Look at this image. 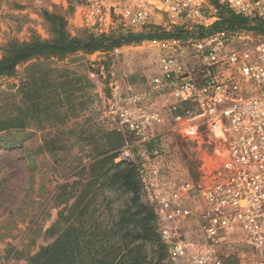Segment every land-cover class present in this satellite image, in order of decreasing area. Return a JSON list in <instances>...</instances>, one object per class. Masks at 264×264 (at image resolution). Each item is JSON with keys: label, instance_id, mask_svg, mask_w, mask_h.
I'll use <instances>...</instances> for the list:
<instances>
[{"label": "rangeland", "instance_id": "obj_1", "mask_svg": "<svg viewBox=\"0 0 264 264\" xmlns=\"http://www.w3.org/2000/svg\"><path fill=\"white\" fill-rule=\"evenodd\" d=\"M46 12L63 16L71 37L127 31L121 25L101 33L85 19L82 0H0V59L11 41L54 39ZM161 55L145 41L118 53L36 58L21 64L14 76L0 78V119L18 118L14 128L0 132V264H30L50 246L55 254L45 264H119L138 251L147 260L161 252L162 264H173L168 249L162 250L148 196L123 184L132 167L116 168L121 162L101 155L114 132L124 140L121 149L134 142L118 117L128 97L158 100L154 82ZM165 133L167 143L157 139L148 149L168 145L171 179L202 186L207 169L201 165L217 161L220 144L205 130L196 139L174 129ZM127 178L138 183L135 172Z\"/></svg>", "mask_w": 264, "mask_h": 264}, {"label": "built area", "instance_id": "obj_2", "mask_svg": "<svg viewBox=\"0 0 264 264\" xmlns=\"http://www.w3.org/2000/svg\"><path fill=\"white\" fill-rule=\"evenodd\" d=\"M217 6L264 22V0H82L85 19L101 33L121 25L188 33L148 41L162 52L158 100L126 98L118 121L134 142L115 159L138 165L172 263L264 264V35L245 29L193 35L220 20ZM167 110L177 115L167 117ZM167 129L191 139L205 130L220 144L217 161L201 165L202 186L171 179L168 145L148 149L166 140Z\"/></svg>", "mask_w": 264, "mask_h": 264}, {"label": "trees", "instance_id": "obj_3", "mask_svg": "<svg viewBox=\"0 0 264 264\" xmlns=\"http://www.w3.org/2000/svg\"><path fill=\"white\" fill-rule=\"evenodd\" d=\"M219 21L215 22L209 28H198L195 30L193 35L203 37L209 33L216 32L220 29L228 30H251L257 34L264 35V22L263 21H252L250 22L247 19L238 17L234 15L227 7L217 6ZM46 20L52 27V31L55 35L53 40H41L38 37H33L29 42H9L3 49V55L0 59V78L2 77H11L14 76L17 68L30 60L36 58H58L64 59L69 55L76 54L78 52H83L86 54H94L96 52H112L114 48H121L124 46L139 45L145 41H162L169 40L173 38L184 37L188 35L184 28H175L170 31L163 28H152L147 31L135 32V31H120L118 33L111 34H101V35H90L86 38L81 37H71L67 32V21L63 16L45 13ZM18 118L14 115H10L7 118L0 119V132L14 128ZM116 138L107 144L101 151V155H107V160L115 161V158L118 156V151L124 146V140L120 134L117 132L113 133ZM105 160V159H104ZM103 160V161H104ZM127 165L132 167L130 172L124 174L123 184L129 188L132 192H141L147 196L142 177L139 171V167L136 163L130 161H123L116 166ZM135 172L138 176V183H131L127 176ZM140 185V189H139ZM123 186H121L122 188ZM140 200L135 196L132 200L134 204ZM151 215L155 218V213L152 206H149ZM141 210L135 212L134 217H137L141 214ZM159 237V235H158ZM160 238V237H159ZM162 243L163 252L167 251L166 245L164 244L162 238H160ZM60 243V240L58 241ZM140 244L139 246H141ZM136 246L135 248L139 247ZM54 246L42 248L37 256H35L30 264H45L46 259L54 257L55 251H53ZM155 253V252H154ZM158 253V254H157ZM64 258L68 254H62ZM160 255L159 258H153L152 260H147L146 254H141L138 251L137 255L132 257L131 260L125 261L124 259L119 262V264H162L163 254L156 251V257ZM70 263L76 261L75 256H69ZM71 257L72 260H71ZM76 263V262H75ZM237 264V263H233Z\"/></svg>", "mask_w": 264, "mask_h": 264}, {"label": "bare ground", "instance_id": "obj_4", "mask_svg": "<svg viewBox=\"0 0 264 264\" xmlns=\"http://www.w3.org/2000/svg\"><path fill=\"white\" fill-rule=\"evenodd\" d=\"M209 163V162H208ZM208 163H207V165H208Z\"/></svg>", "mask_w": 264, "mask_h": 264}]
</instances>
